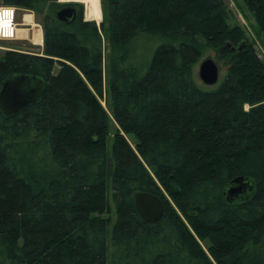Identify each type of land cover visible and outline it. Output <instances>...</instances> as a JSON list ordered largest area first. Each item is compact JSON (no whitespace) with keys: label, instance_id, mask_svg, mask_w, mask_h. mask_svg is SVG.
Returning <instances> with one entry per match:
<instances>
[{"label":"trees","instance_id":"obj_1","mask_svg":"<svg viewBox=\"0 0 264 264\" xmlns=\"http://www.w3.org/2000/svg\"><path fill=\"white\" fill-rule=\"evenodd\" d=\"M242 2L264 37V0ZM0 3L43 36L40 53L3 51L0 87L44 82L37 102L0 111V264H264V63L224 0H101L99 27L58 20V0ZM206 49L227 65L209 90L193 74ZM237 176L254 192L231 203ZM138 191L160 197L158 221Z\"/></svg>","mask_w":264,"mask_h":264},{"label":"water","instance_id":"obj_2","mask_svg":"<svg viewBox=\"0 0 264 264\" xmlns=\"http://www.w3.org/2000/svg\"><path fill=\"white\" fill-rule=\"evenodd\" d=\"M84 19L85 10H84ZM56 18L69 23L74 18L71 8H62L56 12ZM90 20V19H89ZM228 45V44H227ZM201 81L212 85L218 80V66L210 58L201 62L198 70ZM44 90L41 78L26 74H16L7 77L0 87V111L9 117L18 113L24 106L37 102ZM254 192V182L245 176L233 178L225 187V198L231 203H238L250 198ZM134 204L141 218L149 223L158 221L164 211V205L159 196L138 191L133 196Z\"/></svg>","mask_w":264,"mask_h":264},{"label":"rangeland","instance_id":"obj_3","mask_svg":"<svg viewBox=\"0 0 264 264\" xmlns=\"http://www.w3.org/2000/svg\"><path fill=\"white\" fill-rule=\"evenodd\" d=\"M98 1H99V4H100L101 18H100L99 21L93 20L96 23L97 27L100 26V24H101V22L103 20L101 0H98ZM224 1H225L226 5H227V7H228V9L230 10V13H231L229 22L231 24L232 23L233 24L236 23V24L240 25L243 28L247 38L253 43V46L255 48V51H256L258 57L264 63V37L260 33L256 32L257 26H256V23H255V20H254L252 14L245 7V5L242 2V0H224ZM81 4L83 5V3H81ZM83 7H85V5H83ZM85 12H86V9H85ZM23 13H27V12H24L23 10L17 9V11H16V15H17L16 21H20V17H22ZM85 17H86V13H85ZM90 20H92V19H90ZM35 22L39 23V18L37 16H35ZM101 33H102V37H103V51H104V55H105L107 53V43H106V39H105L106 37H105V33L104 32H101ZM9 47H14V48H17L19 50H24V51H31L33 53L42 52L41 49H38V47H35L30 42H25V41L22 42V41H18V40H11L10 42H6V43H1L0 44V55L3 53V51H5V49H8ZM208 58L214 60L216 62V64H217V66H218V80H217L216 83H214L212 85L204 84L201 81V79L199 77V74H198V70H199V66H200L201 62L203 60H205V59H208ZM226 67H227V65L224 62L219 61L216 58L215 52L213 50L206 49L204 54L196 61V63L193 66V74H194L195 81L204 90L214 89L223 80V78L225 76V73H226ZM55 69H57V67ZM105 86H106V84H105ZM100 102L106 108V110L108 111L109 107L107 105L106 94H104V99H101ZM108 132H109V136L111 138L114 135V133L116 132V129H115L114 125H112L110 127ZM126 139L129 141L131 146L134 147L135 143H134L133 138L131 136H126ZM109 149H110V143H108V150ZM108 200H109L110 207H111V210H110V213H109V218H110L111 224H112L113 219L115 217V209H114V202H113V199H112V194H111V189H110V183L109 182H108ZM111 224L108 226V232H107V243H108V246H110ZM199 242H200L201 246L204 249H206V246H205L204 242H202V241H199ZM1 257H2V252H1V248H0V260H1Z\"/></svg>","mask_w":264,"mask_h":264},{"label":"built area","instance_id":"obj_4","mask_svg":"<svg viewBox=\"0 0 264 264\" xmlns=\"http://www.w3.org/2000/svg\"><path fill=\"white\" fill-rule=\"evenodd\" d=\"M16 11V7L0 3V42L11 41L16 39L18 25L16 21ZM8 49L14 48L9 47Z\"/></svg>","mask_w":264,"mask_h":264},{"label":"crops","instance_id":"obj_5","mask_svg":"<svg viewBox=\"0 0 264 264\" xmlns=\"http://www.w3.org/2000/svg\"><path fill=\"white\" fill-rule=\"evenodd\" d=\"M24 12H26V11H24ZM24 14L25 13H23L22 17H20V21H17L18 25H17V32H16V39L15 40L22 41V42H24V41L25 42H30L32 45H34L35 47H38V49L42 50V47H43L42 26H41L40 23L35 22V16H34L33 13H28V14L31 15V20L30 21L29 20L26 21V20L23 19V15ZM38 29L41 31V36H42V43L40 45L36 44L33 41V34ZM22 33H24V34H22ZM6 42H10V41H1L0 43H6Z\"/></svg>","mask_w":264,"mask_h":264},{"label":"bare ground","instance_id":"obj_6","mask_svg":"<svg viewBox=\"0 0 264 264\" xmlns=\"http://www.w3.org/2000/svg\"><path fill=\"white\" fill-rule=\"evenodd\" d=\"M73 1H79V2L83 3V5H85V9H86L85 13H86V18L87 19H92V20H95V21L96 20L97 21L100 20V18H101V10H100V4H99L98 0H73ZM23 19L26 20V21L27 20L30 21L31 20V15L28 14V13H25L23 15ZM40 33H41V31L38 29L33 34V41L36 44H38V45H40L42 43V36H41ZM22 34H24V33H22Z\"/></svg>","mask_w":264,"mask_h":264},{"label":"flooded vegetation","instance_id":"obj_7","mask_svg":"<svg viewBox=\"0 0 264 264\" xmlns=\"http://www.w3.org/2000/svg\"><path fill=\"white\" fill-rule=\"evenodd\" d=\"M58 2L62 3V6L59 9H62V8H71L72 9L73 14H74V18H73V20H71V22L74 21L78 17L79 14H81V16L84 18L83 14H84L85 7H83V5H82V8H81L77 4L80 2L73 1V0H58ZM64 23H66V22H64Z\"/></svg>","mask_w":264,"mask_h":264}]
</instances>
